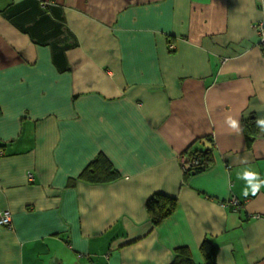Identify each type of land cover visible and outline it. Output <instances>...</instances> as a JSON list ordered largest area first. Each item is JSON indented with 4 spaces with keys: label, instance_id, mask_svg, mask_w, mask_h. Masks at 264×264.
Returning <instances> with one entry per match:
<instances>
[{
    "label": "crops",
    "instance_id": "1",
    "mask_svg": "<svg viewBox=\"0 0 264 264\" xmlns=\"http://www.w3.org/2000/svg\"><path fill=\"white\" fill-rule=\"evenodd\" d=\"M258 21L264 0H0V264H205V239L264 264ZM99 155L115 178L83 175ZM156 193L177 207L153 225Z\"/></svg>",
    "mask_w": 264,
    "mask_h": 264
},
{
    "label": "trees",
    "instance_id": "2",
    "mask_svg": "<svg viewBox=\"0 0 264 264\" xmlns=\"http://www.w3.org/2000/svg\"><path fill=\"white\" fill-rule=\"evenodd\" d=\"M46 5V2H42L43 8H45ZM254 125L255 124L252 121L247 120L245 122V129L249 132L254 131ZM186 157H188L192 162V166L190 168H184L187 173L201 172L211 165L210 150L194 151ZM117 174L118 173L110 160L104 155H99L91 162L87 171L83 175H88V178L92 181L102 182L115 178ZM146 207L151 222L153 225H157L175 212L177 202L175 197L162 193H156L147 200ZM201 249L206 258L205 264H215L216 255L219 250L218 245L209 239H205L201 244ZM178 251H180V255L176 256L173 264L193 263L185 249L179 248Z\"/></svg>",
    "mask_w": 264,
    "mask_h": 264
},
{
    "label": "built area",
    "instance_id": "3",
    "mask_svg": "<svg viewBox=\"0 0 264 264\" xmlns=\"http://www.w3.org/2000/svg\"><path fill=\"white\" fill-rule=\"evenodd\" d=\"M254 28L257 30L259 34V44L264 51V24L263 21H258L254 23ZM174 45H171L173 48ZM0 154L2 155L3 152L1 151ZM183 168L188 169L192 166V162L189 160L188 157L183 156L182 158ZM29 180H34V174L32 172H28ZM224 206L232 205L235 209L241 206V202L236 198L232 197L228 202L223 203ZM0 225H5L9 228L12 227V218L11 212L9 210H0Z\"/></svg>",
    "mask_w": 264,
    "mask_h": 264
},
{
    "label": "clouds",
    "instance_id": "4",
    "mask_svg": "<svg viewBox=\"0 0 264 264\" xmlns=\"http://www.w3.org/2000/svg\"><path fill=\"white\" fill-rule=\"evenodd\" d=\"M234 123V122H233ZM243 175L245 178L248 179L249 184L253 185L254 187H258L259 183L254 181L252 178L256 176V173L254 171L251 170H245L243 172Z\"/></svg>",
    "mask_w": 264,
    "mask_h": 264
}]
</instances>
